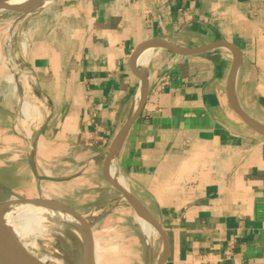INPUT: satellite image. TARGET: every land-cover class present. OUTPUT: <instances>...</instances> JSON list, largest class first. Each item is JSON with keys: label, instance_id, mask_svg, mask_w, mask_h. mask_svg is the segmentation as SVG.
<instances>
[{"label": "crops", "instance_id": "0c3cea01", "mask_svg": "<svg viewBox=\"0 0 264 264\" xmlns=\"http://www.w3.org/2000/svg\"><path fill=\"white\" fill-rule=\"evenodd\" d=\"M52 8L41 14L59 24L30 37L27 59L44 113L22 151L30 192L54 194L59 187L43 182L102 173L147 65L146 104L113 164L162 221L164 264H264V136L230 102L231 51L147 50L139 73L130 63L151 38L189 47L230 41L241 55L237 103L264 124V0H65Z\"/></svg>", "mask_w": 264, "mask_h": 264}, {"label": "rangeland", "instance_id": "374dc122", "mask_svg": "<svg viewBox=\"0 0 264 264\" xmlns=\"http://www.w3.org/2000/svg\"><path fill=\"white\" fill-rule=\"evenodd\" d=\"M63 1L55 0L30 13H24L28 9L21 8L0 9V206H6L16 199L6 188L24 197L39 196L37 188L30 192V165L28 156L22 154V151L27 152L33 145L30 139L31 122L42 120L44 115L39 105V94L30 93V65L27 59L30 37L59 24V21L50 18L51 15L41 13L50 7L58 10ZM183 36L181 40H185ZM24 102L30 104L28 116L22 109ZM113 171L115 178L129 188L118 170ZM75 174L70 176L76 178L80 175ZM52 175L59 176V171ZM103 178L99 171L97 175L90 172L83 178L71 180L69 184L47 180L43 182L44 185L59 188H55L54 194L41 196L62 201L89 220L97 254L94 257L95 264H145L148 255L146 242L153 251L155 264L162 247L160 235L158 239L150 240L139 216L136 213L132 216L134 209ZM57 217H46L42 223L45 230L30 236V240L35 239L37 248L31 249L39 256L58 255V259H62L61 264H83L85 244L82 232L73 222H62ZM46 264L56 263L47 261Z\"/></svg>", "mask_w": 264, "mask_h": 264}, {"label": "water", "instance_id": "95a60500", "mask_svg": "<svg viewBox=\"0 0 264 264\" xmlns=\"http://www.w3.org/2000/svg\"><path fill=\"white\" fill-rule=\"evenodd\" d=\"M54 1L55 0H51L50 3ZM47 5L40 6L39 8L33 9L30 12L37 11L40 8H43ZM218 47H226L232 53V65H231L229 76H228V92H229V99L232 104V107L238 113V115L245 121V123H247V125H249L252 129H254L260 135L264 136V124L258 122L257 120H255L254 118L246 114L241 109L239 104L237 103V100L235 97L234 85H235L237 70H238V67L241 61V55H240V51L238 47L234 43L223 40V39H218V40L206 43L198 47H189L186 45L174 43L162 37H156V38H151V39H148L140 43L133 51L131 55L130 63H131L132 70L135 73H139L142 66L138 63V58L143 52L147 50H152V51L168 50L175 55L191 56V55L201 54L205 51L218 48ZM149 87H150L149 74H148V69H146V72L141 78V81H140V84L137 90L136 101H135L133 111L130 117L128 118V120L126 121V123L122 126V128L116 134L107 152L105 153V157L102 161V175L104 177V180L110 184L111 188L116 194H118L122 199L126 200L135 209H141L144 216L154 225V227L158 231L161 237V240H162V253L160 257L158 258L156 264H164L169 254L170 241H169L168 234L166 233L164 229L162 221L155 216L152 210L142 200H140V198H138L130 190V188L127 189L121 184L117 183L111 174V167L114 163V160L116 159L125 140L127 139V136L131 128L141 116V113L144 109V106L148 98ZM8 192L10 193V195L16 198L10 203H7L9 205H14L18 203H32V204H38V205H42L45 207H49L52 209L58 208V209L63 210L64 212L70 213L71 215L75 216V218L78 219L80 223L82 224L81 227L83 228V231L85 232L84 234H82L84 238V244H85L83 264H94V250H93V242L91 238L92 237V232H91L92 227H91V223L89 222V220L83 214H81L76 209H74L73 207L69 206L68 204L62 201L53 200V199L47 200V199L42 198L41 196L28 198V197H24L20 195L19 193L11 191V190H9ZM21 250H22V253L19 256L10 255V254H0V264H46V262L41 261L39 257L35 256L28 250H25V249H21ZM148 257L149 258L145 264H152L151 254H149ZM76 264H79V263H76Z\"/></svg>", "mask_w": 264, "mask_h": 264}, {"label": "bare ground", "instance_id": "6f19581e", "mask_svg": "<svg viewBox=\"0 0 264 264\" xmlns=\"http://www.w3.org/2000/svg\"><path fill=\"white\" fill-rule=\"evenodd\" d=\"M50 1L51 0H0V9L21 8V9H28L27 11H24V13L25 12L29 13L33 9H37L40 6L47 5L48 3H50ZM0 12H1V10H0ZM152 52H153L152 50H148L147 53H148V55H151ZM146 69H148V66L144 65L143 69H142V77L145 74ZM29 105H28V103L24 102V105L22 106V109L24 110L25 114H27V116H28V112H29V110H28ZM111 168H113L114 170H118L117 166L115 164H113ZM111 174L117 183H119L122 186H124L125 188L129 189L128 186L124 182H122L121 180H117L115 178V174H114L113 170L111 171ZM37 197H40V196H37ZM41 197L44 199H47V200L51 199L49 197H44V196H41ZM28 198H32V197H28ZM129 205H130L131 209L132 208L134 209L132 216L134 215V213H136L139 216L142 224L145 227V234H147V236L150 237V240H151V238L152 239H154V238L158 239V236H159L158 231L156 230L154 225L144 216L142 210L141 209H135L131 204H129ZM95 212L96 211H94L93 213H95ZM55 215L58 216L57 218H59V219L61 218L60 220L62 222L63 221L73 222L75 224V226L80 229L79 230L80 233H81V231H82V234L85 233L83 231V228L81 227L82 224L80 223V221L78 219L75 218V216H73L67 212L63 213V210H60L58 208L57 209L55 208V210H54V209L49 208V207H45V206L38 205V204H32V203H18V204H14V205L8 204L6 206L1 205L0 206V254H10V255L19 256L22 253L21 249H25V250L30 251L35 256L39 257L40 260L43 262L50 261V262H54L56 264H61L62 259L61 260L58 259V257H57L58 255L54 256V255H43L42 254L43 256H39L31 249V247L36 248V241H35V239L30 240V236H34L35 234H38L39 232H43V230H45V228L42 226V223L44 222L45 218L46 217L47 218L53 217ZM66 232H68V231H66ZM46 237H48V236H46ZM91 238H92V242H93V250H94V257H95L97 254H96V251L94 249L95 240L93 238V232H92ZM73 241H75V240H73ZM146 246H147V253H148L147 259H146V262H147V260L149 258L148 257L149 254H151V256H152V251L149 247V243L147 244V242H146ZM161 253H162V248H161V251L159 253L158 258L160 257ZM158 258H157V260H158ZM157 260H156V262H157ZM94 262H95V260H94Z\"/></svg>", "mask_w": 264, "mask_h": 264}]
</instances>
